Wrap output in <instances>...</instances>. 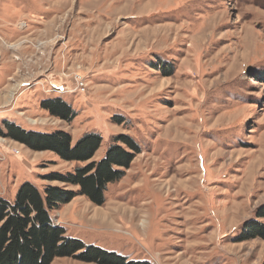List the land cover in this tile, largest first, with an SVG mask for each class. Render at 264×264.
Masks as SVG:
<instances>
[{"label":"rangeland","instance_id":"1","mask_svg":"<svg viewBox=\"0 0 264 264\" xmlns=\"http://www.w3.org/2000/svg\"><path fill=\"white\" fill-rule=\"evenodd\" d=\"M219 82L236 91L223 108ZM55 97L72 120L42 106ZM4 120L63 129L74 142L100 133L94 160L120 133L141 145L104 204L77 195L52 211L86 246L148 264H264L263 238L237 240L264 204V0H0L6 133ZM79 165L0 132V196L10 202L25 181L76 190L47 177Z\"/></svg>","mask_w":264,"mask_h":264},{"label":"trees","instance_id":"2","mask_svg":"<svg viewBox=\"0 0 264 264\" xmlns=\"http://www.w3.org/2000/svg\"><path fill=\"white\" fill-rule=\"evenodd\" d=\"M42 106L67 121L76 115L72 105L60 97L45 99ZM3 125L7 131H0L2 134L34 150H50L65 161H78L84 165L73 171L53 172L47 177L66 186H76V190L46 185L42 192L37 185L25 181L19 186L14 202L0 196V264H51L56 257L63 256L100 264H148L127 261L99 246H86L82 240L68 236L65 227L55 224L51 216L54 209L77 195L86 196L94 204H104L108 185L122 179L134 158L142 152L133 136L115 135L104 156L94 160L102 142L100 133L88 132L74 142L71 133L63 129L51 132L26 130L9 120H4ZM261 218H264V204L257 208L254 219L245 222L237 240L264 239Z\"/></svg>","mask_w":264,"mask_h":264},{"label":"crops","instance_id":"3","mask_svg":"<svg viewBox=\"0 0 264 264\" xmlns=\"http://www.w3.org/2000/svg\"><path fill=\"white\" fill-rule=\"evenodd\" d=\"M136 17L137 16L134 15V14H130V16H129V18H136ZM258 64H260V63H258ZM51 84L55 85L56 87L60 86V87L64 88V85L62 83L58 84V82H56V81H52ZM227 84L229 85V83H227V82L226 83L225 82H223V83L219 82V83L216 84V86L218 88L221 87L222 85L224 86V87L220 88L221 90L218 91V94H216L217 97L215 98L216 99V104H219V106H220V104H222V106L220 108H223L225 106L230 105V101H228V100L232 99L233 97H235L234 95H236V93H235L236 91L233 90V89L228 88V89L223 90V88H226ZM239 118H240V116H239ZM236 121H237V119L231 121L229 124H226V125L233 126L234 124H236ZM226 125H224V126H226ZM26 130H30V129H26Z\"/></svg>","mask_w":264,"mask_h":264},{"label":"built area","instance_id":"4","mask_svg":"<svg viewBox=\"0 0 264 264\" xmlns=\"http://www.w3.org/2000/svg\"><path fill=\"white\" fill-rule=\"evenodd\" d=\"M80 79H81V80L79 81V88H80L81 90L84 91L85 88H86V85H85L84 80H83L81 77H80ZM56 88H57V87L54 86L52 89H53V90H56ZM59 92H61V93H65L66 91L64 92L63 88H62V89L60 88ZM15 151H16V153H18V154L20 153V150H19V149H16Z\"/></svg>","mask_w":264,"mask_h":264},{"label":"bare ground","instance_id":"5","mask_svg":"<svg viewBox=\"0 0 264 264\" xmlns=\"http://www.w3.org/2000/svg\"><path fill=\"white\" fill-rule=\"evenodd\" d=\"M11 46H15L14 44H12ZM59 84V83H58ZM61 84V82H60ZM59 87H57L56 89H58ZM65 90V89H64ZM206 173V172H205ZM223 175V174H222ZM208 177V176H207ZM209 179V178H208ZM144 223H146V221L144 219H142V221L140 222V225H144Z\"/></svg>","mask_w":264,"mask_h":264}]
</instances>
